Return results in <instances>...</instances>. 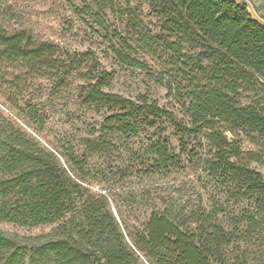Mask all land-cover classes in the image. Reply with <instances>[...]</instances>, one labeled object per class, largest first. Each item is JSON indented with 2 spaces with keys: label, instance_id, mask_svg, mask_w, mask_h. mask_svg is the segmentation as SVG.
<instances>
[{
  "label": "trees",
  "instance_id": "trees-1",
  "mask_svg": "<svg viewBox=\"0 0 264 264\" xmlns=\"http://www.w3.org/2000/svg\"><path fill=\"white\" fill-rule=\"evenodd\" d=\"M247 1L264 19V0H147L160 29L152 37L130 33L127 13L117 10L112 1L111 18L100 14L98 0H91L83 10L74 8L78 15L91 14L101 29L113 26L121 50H112L120 63L149 77L166 75L173 80L166 87L174 92L187 124L177 123L172 112L145 95L129 99L106 92L113 74L99 68L94 52L63 55L54 41L38 39L22 27L0 26V78L13 86L17 76L6 77L19 69L29 78L59 83L76 71L82 81V104L105 110L101 136L107 132L127 136L134 132L133 121L140 119L153 127L155 120L165 118L183 135L206 130L205 139L214 149L210 172L240 188L248 203L240 221L248 234L260 233L264 176L248 165L253 154H244L233 136L226 135L240 130L252 141L255 136L264 139V25L251 17ZM139 51L144 60L129 55ZM163 58L186 71L181 69L175 78L161 64ZM151 64L158 71L153 72ZM195 80L200 82L197 86ZM85 142L94 148L95 141ZM149 151L163 163L172 161L165 144H151ZM0 222L49 229L48 239L28 252L0 232V264H142L140 258L147 264H212L218 248L229 242L221 226L183 229V224L157 213L127 242L103 196L85 192L52 154L1 114Z\"/></svg>",
  "mask_w": 264,
  "mask_h": 264
},
{
  "label": "rangeland",
  "instance_id": "rangeland-1",
  "mask_svg": "<svg viewBox=\"0 0 264 264\" xmlns=\"http://www.w3.org/2000/svg\"><path fill=\"white\" fill-rule=\"evenodd\" d=\"M90 1L0 0V26L8 30L26 28L38 39L54 41L63 55L94 52L99 68L113 74L106 92L129 99L145 95L149 102L172 112L177 123L187 124L189 119L174 92L166 87L173 80L166 75L149 77L120 63L112 50H121L115 43L113 26L101 29L91 14L75 13L74 8L83 10ZM98 1L100 14L108 18L111 1L117 10L126 12L130 33L152 37L160 32L147 0ZM247 10L264 25V19L250 3ZM129 55L143 59L141 51ZM161 62L175 78L178 71L185 70L183 65L169 64L165 58ZM151 65L153 72L158 71ZM14 76L18 80L13 86L0 78V114L52 154L67 176L85 192L103 196L127 242L144 230L152 213H157L183 224V229L204 225L213 230V226H221L229 242L218 248L212 264H264V230L246 232L240 219L248 203L240 188L210 172L214 149L205 139L206 130L199 135H183L165 118L155 120L153 127L140 119L133 121L134 132L127 136L111 132L101 136L99 127L105 110L82 104V81L76 71L64 75L59 83L56 79L29 78L19 69L11 70L6 78ZM199 83L195 80L193 86ZM226 135L233 136L244 154H253L248 165L264 176V139L255 136L252 141L240 130ZM86 140L95 141L94 148H88ZM155 143L166 145L172 161L163 163L150 153L149 146ZM48 230L0 222L1 235L13 239L24 252L47 240ZM140 261L147 264L141 258Z\"/></svg>",
  "mask_w": 264,
  "mask_h": 264
}]
</instances>
